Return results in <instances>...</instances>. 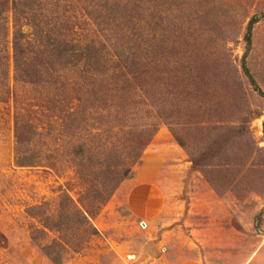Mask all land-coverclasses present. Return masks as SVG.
I'll list each match as a JSON object with an SVG mask.
<instances>
[{
    "label": "rangeland",
    "instance_id": "1",
    "mask_svg": "<svg viewBox=\"0 0 264 264\" xmlns=\"http://www.w3.org/2000/svg\"><path fill=\"white\" fill-rule=\"evenodd\" d=\"M85 4L63 2L62 10H86ZM148 4L144 8L154 12ZM159 4L166 15L159 22L150 18L148 29L150 37L161 35L165 42L159 68L167 90L161 95L153 82L150 109L138 123L161 125L131 177L92 218L99 236L64 264H264V0ZM97 17L106 30L104 15ZM254 17L261 19L248 49ZM102 34L120 48L119 27ZM77 75L66 72L33 85L18 82L11 70L12 95L0 101V232L7 241L0 246V264H54L32 239L31 227L39 223L28 210L46 202L55 210L64 194L78 200L83 191L72 141L61 126L85 92ZM178 78L188 86L179 97L172 91ZM19 114L42 133L22 146L15 133ZM126 138L114 127L101 139ZM19 150L34 151L39 164L19 166Z\"/></svg>",
    "mask_w": 264,
    "mask_h": 264
},
{
    "label": "trees",
    "instance_id": "2",
    "mask_svg": "<svg viewBox=\"0 0 264 264\" xmlns=\"http://www.w3.org/2000/svg\"><path fill=\"white\" fill-rule=\"evenodd\" d=\"M68 1L90 6L86 10L63 11V2ZM142 1L153 3L154 12L149 6L144 8V3L139 4ZM159 3L160 0H0V101L12 95V69L15 79L22 83L45 84L66 72H75L85 84L84 94L72 102L61 124L72 141V156L83 191L78 200L64 194L55 210H49L48 202L28 210L29 216L39 223L31 227L32 239L54 264H64L81 254L99 236L92 218L100 214L122 182L131 177L132 167L139 162L161 125L138 123L140 113L150 109L148 88L153 82L161 95L167 90V79L159 68L165 42L161 35L150 37L148 29L150 18L159 22L166 15L159 10ZM121 4L130 10L114 7ZM138 8L143 12L140 19H137ZM100 14L106 19V30L98 20ZM260 19L254 17L250 22L246 36L248 49L252 45L253 26ZM91 24L97 30L88 31ZM113 26L121 31L120 48L110 39L101 38L102 31H112ZM131 44L126 50L124 45ZM244 69L250 73L246 64ZM156 75L159 77L154 78ZM183 75L182 72L181 78ZM178 80L172 85L177 97L188 87L181 85L184 80ZM156 113L160 119L165 117L158 110ZM16 116L15 133L20 146L42 134L24 115ZM114 127L126 134V140L103 142L102 136ZM175 131L176 138L184 145ZM39 157L34 151L22 154L19 150L17 164L35 166ZM194 162L200 165L198 159ZM6 242L0 232V246L5 247Z\"/></svg>",
    "mask_w": 264,
    "mask_h": 264
}]
</instances>
